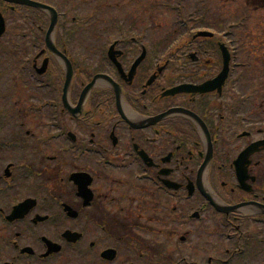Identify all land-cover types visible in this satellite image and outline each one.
I'll use <instances>...</instances> for the list:
<instances>
[{"label":"flooded vegetation","instance_id":"af4514ba","mask_svg":"<svg viewBox=\"0 0 264 264\" xmlns=\"http://www.w3.org/2000/svg\"><path fill=\"white\" fill-rule=\"evenodd\" d=\"M31 1L55 9L60 25L66 17L73 24L96 17L88 24L99 27L49 37V13L0 0L8 30L37 31L0 37L7 46L19 43L25 65L0 67V264H264V100L249 93L255 100L234 113L241 99L229 89L232 71L220 95L163 98L176 86L193 91L213 80L223 41L234 64L237 32L204 28L202 0H161L158 7L157 0ZM228 2L244 4L243 11H227L216 24L246 16L248 55L264 66V0ZM184 6L189 19H179ZM203 30L215 35L198 36ZM69 42L103 46L76 54ZM98 75L117 91L98 81L83 97ZM174 108L205 122L213 145L206 172L201 128L179 116L157 123ZM255 145L259 152L235 165ZM90 148L96 154L84 157ZM206 197L241 208L220 213Z\"/></svg>","mask_w":264,"mask_h":264},{"label":"rangeland","instance_id":"374dc122","mask_svg":"<svg viewBox=\"0 0 264 264\" xmlns=\"http://www.w3.org/2000/svg\"><path fill=\"white\" fill-rule=\"evenodd\" d=\"M219 1H222V0H218V1L211 0L209 2V6L212 7V8H214L215 11L217 9H223L224 10L223 12H227L228 11V12H230V15H239L243 11V9H244L243 8V5L244 4H241L239 2L236 5H231L230 2H225V3L222 2V3H219L218 4ZM72 4H74V2H69V8H70V11L69 12L71 14L78 13V10L76 9L75 5L73 7ZM233 10H234V12H232ZM218 12H220V11H218ZM208 14H210V12H208ZM242 43H245L246 44L247 42L243 40ZM90 47H91V50H95L96 48H98L100 46H97L94 43H89V42H77L75 45H73L72 51L77 54V53H80L81 51H85V49H88ZM243 53H244V56H241V60H243L246 57H248L247 50L244 49L242 51V54ZM254 88H255V86H251L248 81H246V82H244V83L241 84V90L244 91V92H247V91H250L251 92V90H253Z\"/></svg>","mask_w":264,"mask_h":264},{"label":"water","instance_id":"95a60500","mask_svg":"<svg viewBox=\"0 0 264 264\" xmlns=\"http://www.w3.org/2000/svg\"><path fill=\"white\" fill-rule=\"evenodd\" d=\"M29 5H32V6H34V7H42L41 5H38V4H36V3H32V2H28V1H26ZM43 7H45V6H43ZM48 11L49 12H51V18H52V24H51V26H50V29H49V37L51 36V34H52V32L54 31V29H55V27H56V24H57V16H56V13L55 12H53L51 9H49L48 8ZM48 47L51 49V50H54V46H53V43H52V41L51 40H48ZM228 56H227V59H226V61H228ZM226 76V70H225V72H224V76H222L223 78ZM70 78H71V73H69V76H68V82H67V84H69V82H70ZM205 88V87H204ZM213 87H210V88H205V89H201L202 91H207V90H211ZM86 92H87V90H86ZM85 92V93H86Z\"/></svg>","mask_w":264,"mask_h":264}]
</instances>
